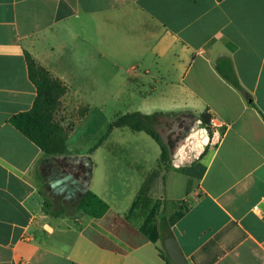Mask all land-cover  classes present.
<instances>
[{
	"label": "crops",
	"instance_id": "crops-1",
	"mask_svg": "<svg viewBox=\"0 0 264 264\" xmlns=\"http://www.w3.org/2000/svg\"><path fill=\"white\" fill-rule=\"evenodd\" d=\"M25 52L68 88L65 155L45 156L9 123L36 96ZM111 96L133 99L126 114L182 118L189 134L173 148L152 127L169 163L143 137L120 142L116 157L111 133L128 127L69 148ZM202 115L218 125L211 144L193 141L180 163ZM39 161L72 173L108 211L92 218L78 197H59L76 207L46 214ZM163 214L188 264H264V0H0V264H172Z\"/></svg>",
	"mask_w": 264,
	"mask_h": 264
},
{
	"label": "trees",
	"instance_id": "trees-1",
	"mask_svg": "<svg viewBox=\"0 0 264 264\" xmlns=\"http://www.w3.org/2000/svg\"><path fill=\"white\" fill-rule=\"evenodd\" d=\"M28 78L35 87L36 96L31 108L23 113L14 115L9 123L24 137L34 143L45 156H61L67 153V140L73 129L65 125L61 115L62 98L67 94L68 88L57 78H54L45 68L37 64L27 53H24ZM227 62L219 61L216 65L221 76L235 89L240 90L234 74H226L221 69L226 68ZM152 120L150 115L139 113L126 114L114 121L107 129V136L113 128L128 127L134 132H144L152 138L160 149L159 161L162 164L170 162L168 148L158 132L146 126L143 121ZM203 124H209V118L202 115ZM78 209L92 218H100L108 211V205L95 194L87 191L78 204ZM43 210L48 215H60V209H55L53 203L44 199ZM160 233L162 239L170 237V228L163 214L160 218ZM162 255V254H161ZM162 258L171 263L166 255Z\"/></svg>",
	"mask_w": 264,
	"mask_h": 264
},
{
	"label": "rangeland",
	"instance_id": "rangeland-1",
	"mask_svg": "<svg viewBox=\"0 0 264 264\" xmlns=\"http://www.w3.org/2000/svg\"><path fill=\"white\" fill-rule=\"evenodd\" d=\"M105 102V107L103 108V114H94V117L97 118V121H94V125H89L85 124L77 134H75V137L73 140L70 141L69 148L73 150L74 148L77 149V151L80 152H85L87 150H90L96 144L98 143V140L102 135L106 134L108 126L116 121L118 118L126 115V110L128 105L125 104V102H129L133 99H119L117 97L111 96L110 98L103 99ZM125 101V102H124ZM74 118H78L84 116V113L82 112L79 115H73ZM181 118V117H180ZM179 118V122L174 121V117H164V116H158L156 115L153 120L146 122L143 121L146 126L148 127H153L157 131H160L164 135V139L166 142L173 148L180 142H183L186 140L188 136V128L186 129L183 125L182 118ZM102 123V130L98 129L99 124ZM65 125H69L74 129V123L71 121L70 123H67ZM193 130L192 136L193 139H191L189 142H187V145L185 149L182 150V152H178V156L174 157L175 160H180L181 162H187L186 159H189L188 157H185L187 154V150L189 147L191 149L194 148V144L197 146H201L202 144H207L209 143V138L211 137V131L210 128L207 127V125L203 123H192L190 126ZM77 135V136H76ZM133 137H143L148 141L149 145L153 147L154 149L160 150L156 142L147 136L145 133L141 134H135L133 133L129 128H123V129H114L111 133L110 139L111 142L107 144V148H110L112 152L115 153L116 157L120 156L119 150H117V146L119 145L120 142L127 140L128 138ZM127 138V139H126ZM207 140V141H206ZM209 140V141H208ZM205 141V142H204ZM203 142V143H202ZM201 144V145H200ZM135 146V144H132ZM175 152V153H176ZM175 155V154H174ZM51 163L50 162H45L43 163L42 161H39L34 165L33 168V173H36V179L38 182V186L42 194L44 195L45 199L50 200L57 209L61 208H67V209H73V207L76 205L75 203L71 204V206L64 205L62 204V199L59 198V196H54L51 191L48 189V183H47V176L50 174L51 171ZM81 172V175H84L85 172ZM83 172V173H82ZM77 175H80L78 172L76 173ZM76 207V206H75Z\"/></svg>",
	"mask_w": 264,
	"mask_h": 264
},
{
	"label": "water",
	"instance_id": "water-1",
	"mask_svg": "<svg viewBox=\"0 0 264 264\" xmlns=\"http://www.w3.org/2000/svg\"><path fill=\"white\" fill-rule=\"evenodd\" d=\"M178 156V152L174 157ZM48 189L54 196L62 197L71 201L78 197L82 199L87 192L86 186L72 173L62 174L60 170L54 169L47 176ZM163 248L172 264H188L182 255L178 244L173 237H168L163 242Z\"/></svg>",
	"mask_w": 264,
	"mask_h": 264
},
{
	"label": "built area",
	"instance_id": "built-area-1",
	"mask_svg": "<svg viewBox=\"0 0 264 264\" xmlns=\"http://www.w3.org/2000/svg\"><path fill=\"white\" fill-rule=\"evenodd\" d=\"M207 127H209L210 129L211 128H213V129H216L217 127H218V125L214 122V120H210L209 121V124L207 125ZM211 131V130H210ZM215 133L216 132H211V137L209 138V143L211 144V141H212V139H213V137H214V135H215ZM219 138V135H218V137H217V139Z\"/></svg>",
	"mask_w": 264,
	"mask_h": 264
},
{
	"label": "bare ground",
	"instance_id": "bare-ground-1",
	"mask_svg": "<svg viewBox=\"0 0 264 264\" xmlns=\"http://www.w3.org/2000/svg\"><path fill=\"white\" fill-rule=\"evenodd\" d=\"M201 145V144H200Z\"/></svg>",
	"mask_w": 264,
	"mask_h": 264
}]
</instances>
